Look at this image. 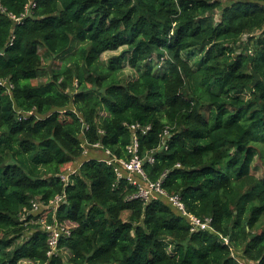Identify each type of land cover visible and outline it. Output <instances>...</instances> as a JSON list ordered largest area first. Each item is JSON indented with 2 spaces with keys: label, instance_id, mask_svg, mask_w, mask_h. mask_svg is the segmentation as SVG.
Returning <instances> with one entry per match:
<instances>
[{
  "label": "trees",
  "instance_id": "obj_1",
  "mask_svg": "<svg viewBox=\"0 0 264 264\" xmlns=\"http://www.w3.org/2000/svg\"><path fill=\"white\" fill-rule=\"evenodd\" d=\"M0 3V264H264V0ZM135 138L155 157L136 179L167 173V196L132 199L118 177ZM171 196L211 227L192 231ZM54 221L67 257L48 256Z\"/></svg>",
  "mask_w": 264,
  "mask_h": 264
},
{
  "label": "built area",
  "instance_id": "obj_2",
  "mask_svg": "<svg viewBox=\"0 0 264 264\" xmlns=\"http://www.w3.org/2000/svg\"><path fill=\"white\" fill-rule=\"evenodd\" d=\"M33 6L35 7V4H33ZM0 9H2L1 3H0ZM0 87H4L5 89H7L8 92H11V90L14 88V85L11 81L5 79V80H0ZM131 128L135 132H137L138 130H142L141 126L138 124L132 125ZM148 130H150V127L146 128L144 132H147ZM167 136H170L169 130H165L163 134V138H162L163 146H165L167 143L166 142ZM93 147L96 148V150H102L103 148L102 145H100L99 143L93 145ZM128 150L132 154V157L129 160H116V162H118L119 165L123 167V169H121L120 167L117 166L116 170L119 178L126 176L127 180L130 181L133 185L140 186V191L137 194L133 195L131 198L132 199L142 198L144 200H148L151 194L154 192L167 196L166 190L162 188V183L167 173H165L157 183L151 184L149 188L142 187L140 185L139 180L136 179L135 177V175H140L143 180H146L147 177L145 175L144 165L146 161L151 164L155 162L154 152H152L145 158L141 157L139 152V141L137 138H135L134 144L128 147ZM84 154H88V152ZM106 154L109 156L111 155V152L109 150H106ZM113 162H115L114 159L107 160L108 164H112ZM76 172H77L76 169H70L67 173L60 175L62 182L68 183L70 177L74 175ZM64 198L65 197L61 195L57 196L54 200L50 202V206L53 209L57 210L59 205L64 201ZM170 202L176 208H178L183 213L184 216H187L189 218L190 223L192 225V231L206 230L211 227V221H212L211 219L202 220L192 214L187 213L185 205L180 196H171ZM41 205H42L41 203L35 202L33 206L35 210H39ZM42 222L46 223V220L42 219ZM45 229L48 234V245L50 247L48 256L52 257L54 255H57L60 250L59 243L61 237L63 235H71V234L67 228L60 226L58 221H54L52 224L47 223Z\"/></svg>",
  "mask_w": 264,
  "mask_h": 264
},
{
  "label": "rangeland",
  "instance_id": "obj_3",
  "mask_svg": "<svg viewBox=\"0 0 264 264\" xmlns=\"http://www.w3.org/2000/svg\"><path fill=\"white\" fill-rule=\"evenodd\" d=\"M78 46H79L78 43H76V44L73 43L71 48H73V50L75 52L76 49L78 48ZM122 51H123V49H120V50L115 51V52H107V53H104L101 56V63L104 65V67H108V65L110 63L109 61L113 57H116V56L120 55ZM41 54L44 56V59H45V61H44V67H49L51 70H55V71H60L62 69V63L63 62H62V59L61 58L51 59L50 56L45 55V51L44 50H41ZM137 76H138L137 71L131 69L130 66H129V64L126 62L124 64V68H123L122 73L120 74V77L124 81H128V80L135 79ZM47 80H48V75L44 71H42L41 74H40V77L37 80L33 81V83L34 84L45 83ZM76 85H77V83H76ZM102 115L105 116V114H102ZM85 151L86 152H89L90 150L85 149ZM92 151L94 153H99V152L102 153V151H100V150H92ZM258 165L260 166V168H259V170L257 172V176L258 177H263L264 176V168L261 167V162H258ZM126 217H127V215L124 216V218H126ZM30 235H31L30 234V230H28L26 232L24 238L21 240V242H23V240L26 239V238H28ZM0 236H1V233H0ZM59 252L63 256H66V257L68 256V253H67V251L65 249L59 250ZM28 263H30V264H38V263L31 262V261H28Z\"/></svg>",
  "mask_w": 264,
  "mask_h": 264
}]
</instances>
